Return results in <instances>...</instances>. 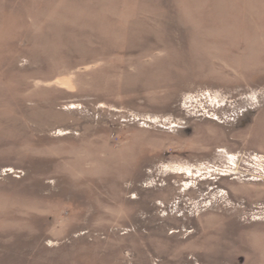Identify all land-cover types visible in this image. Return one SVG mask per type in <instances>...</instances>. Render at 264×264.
I'll return each instance as SVG.
<instances>
[{"label":"rangeland","instance_id":"rangeland-1","mask_svg":"<svg viewBox=\"0 0 264 264\" xmlns=\"http://www.w3.org/2000/svg\"><path fill=\"white\" fill-rule=\"evenodd\" d=\"M0 264H264V0H0Z\"/></svg>","mask_w":264,"mask_h":264}]
</instances>
